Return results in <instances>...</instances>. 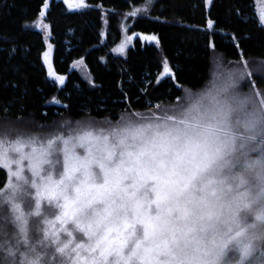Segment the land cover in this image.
Masks as SVG:
<instances>
[{
  "label": "clouds",
  "instance_id": "clouds-1",
  "mask_svg": "<svg viewBox=\"0 0 264 264\" xmlns=\"http://www.w3.org/2000/svg\"><path fill=\"white\" fill-rule=\"evenodd\" d=\"M246 79L219 59L178 100L0 143L31 215L66 225L51 245L0 216V264H264V102Z\"/></svg>",
  "mask_w": 264,
  "mask_h": 264
},
{
  "label": "trees",
  "instance_id": "trees-1",
  "mask_svg": "<svg viewBox=\"0 0 264 264\" xmlns=\"http://www.w3.org/2000/svg\"><path fill=\"white\" fill-rule=\"evenodd\" d=\"M146 1L86 0L88 6L78 9L52 0L45 19L54 45L52 73L66 76L59 84L42 62V34L26 26L45 0H0V121L47 129L65 120H115L124 111H145L179 99L186 87H201L213 51L253 64L252 81L264 98V27L253 0H212L208 7L205 0H151L149 16H136L128 28L138 35L134 45L124 55L113 54L126 13ZM103 10L109 21L101 44ZM78 59L92 82L70 69ZM165 60L169 73L157 81ZM5 179L0 168V187Z\"/></svg>",
  "mask_w": 264,
  "mask_h": 264
},
{
  "label": "rangeland",
  "instance_id": "rangeland-1",
  "mask_svg": "<svg viewBox=\"0 0 264 264\" xmlns=\"http://www.w3.org/2000/svg\"><path fill=\"white\" fill-rule=\"evenodd\" d=\"M51 1L52 0H45L38 17L35 20L28 21L26 23V26L39 31L43 36L44 51L42 53L41 58L47 72L49 73V77L54 81H60L61 79L65 81L66 76L56 75L55 73H52L51 70L53 62L54 45L51 41V26L45 19V14L50 6ZM66 1L72 2L73 5L78 9H84L88 6L86 0H83L82 5L79 3V0ZM253 1L257 20L259 24L264 27V0ZM150 2L151 0H147L141 5L134 6L129 12L126 13L124 20L120 24L121 39L111 49V52L113 54L124 55L127 49L134 45V40L138 35L137 33H128V28L131 25L132 20L136 16H149L148 3ZM204 2L205 5L208 7L210 6L212 0H205ZM102 21L103 28L101 30V44L106 40L107 37L109 20L106 10H103ZM219 59H223L229 65H235L242 68L247 76V79L244 84L245 89L253 90L256 95L261 98L262 102H264V98L260 90L255 86V83L252 81L253 64L251 66V64L246 59L228 61L223 57L221 52L213 51L211 55V67ZM165 63L167 64V67L170 70V64L167 60H165L163 70L156 78L157 81L162 80L169 73V71L167 73L164 72ZM70 69L79 71L84 79L89 82H92V79L89 75V70L86 66L84 59H78L72 62L70 65ZM254 69L256 71L259 70L258 64H254ZM51 102L58 103V101H56L55 99L51 100ZM156 105H154L153 107H155ZM70 122L71 120L56 122L49 126L47 129H43L42 127L38 129H29L26 126L22 127L23 125L19 126L17 125L18 123L15 122L8 123L0 121V143L7 145L13 139L21 135L37 137L41 139H46L48 137L54 138L62 131L60 128V124L63 123L65 126H67ZM0 168L3 169L6 174V179L3 185L0 187V216H3L5 221L14 220L15 216L18 214L17 210H19V214H24L27 217L26 226L28 229V238L30 240L43 239L45 243L51 245L59 243V241L64 237L63 230L66 227L62 219L59 216H48L43 209H41V214L38 217L32 216L31 213L35 211V208L34 206H30L29 203L25 202V197L27 193L23 188L20 176L7 163L0 164ZM40 195L41 194L39 192L34 190L32 192V199L35 200ZM9 228L11 230V226H9Z\"/></svg>",
  "mask_w": 264,
  "mask_h": 264
},
{
  "label": "snow or ice",
  "instance_id": "snow-or-ice-1",
  "mask_svg": "<svg viewBox=\"0 0 264 264\" xmlns=\"http://www.w3.org/2000/svg\"><path fill=\"white\" fill-rule=\"evenodd\" d=\"M79 3L82 5L83 4V0H79ZM152 39H155V38L153 37ZM168 71H169V69L167 67V64L165 63L164 72L167 73ZM60 82L63 83V80L61 79Z\"/></svg>",
  "mask_w": 264,
  "mask_h": 264
},
{
  "label": "water",
  "instance_id": "water-1",
  "mask_svg": "<svg viewBox=\"0 0 264 264\" xmlns=\"http://www.w3.org/2000/svg\"><path fill=\"white\" fill-rule=\"evenodd\" d=\"M59 84H61V82H59Z\"/></svg>",
  "mask_w": 264,
  "mask_h": 264
}]
</instances>
